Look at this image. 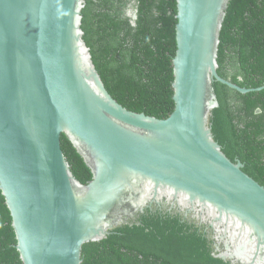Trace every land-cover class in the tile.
<instances>
[{
    "label": "water",
    "instance_id": "water-1",
    "mask_svg": "<svg viewBox=\"0 0 264 264\" xmlns=\"http://www.w3.org/2000/svg\"><path fill=\"white\" fill-rule=\"evenodd\" d=\"M229 1L177 0L175 108L160 119L105 87L81 28L85 0H0V189L23 264H81L85 243L147 208L204 225L230 264H264V186L210 124L214 81L254 90L218 73ZM63 133L92 171L87 184Z\"/></svg>",
    "mask_w": 264,
    "mask_h": 264
},
{
    "label": "trees",
    "instance_id": "trees-1",
    "mask_svg": "<svg viewBox=\"0 0 264 264\" xmlns=\"http://www.w3.org/2000/svg\"><path fill=\"white\" fill-rule=\"evenodd\" d=\"M135 15V17H134ZM177 0H85L81 28L109 93L131 111L160 119L175 108L173 58ZM218 73L254 89L241 93L214 81V139L264 186V0H230L220 31ZM62 150L83 184L93 174L63 133ZM12 216L0 189V264H23ZM81 264H230L215 256L204 225L157 208L82 247Z\"/></svg>",
    "mask_w": 264,
    "mask_h": 264
}]
</instances>
